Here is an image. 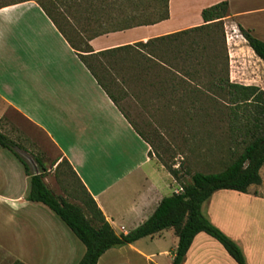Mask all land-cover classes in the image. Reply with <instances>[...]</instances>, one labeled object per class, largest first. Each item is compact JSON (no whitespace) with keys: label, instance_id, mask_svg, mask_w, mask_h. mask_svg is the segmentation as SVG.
Listing matches in <instances>:
<instances>
[{"label":"crops","instance_id":"crops-1","mask_svg":"<svg viewBox=\"0 0 264 264\" xmlns=\"http://www.w3.org/2000/svg\"><path fill=\"white\" fill-rule=\"evenodd\" d=\"M220 2H227L228 18L238 32L240 26L264 42V0H168L166 20L106 33L88 45L98 53L201 26L202 10ZM240 42L247 59L241 67H234L231 61L230 83L264 92V63L241 35ZM5 109L46 137L116 235L135 230L152 216L162 199L180 192V185L156 160L150 145L35 1L0 8V118ZM4 150L8 151L0 150V176L4 187L14 193L6 197L0 191V207H7L10 224L37 231L34 238L53 253H61L63 233L50 214L46 217L51 221L29 222L32 204L41 203L27 200L29 177ZM258 173L260 184L250 185L246 193L218 190L201 207L209 222L240 248L246 264H264V164ZM43 181L46 184L45 174ZM177 244L174 230L165 229L107 250L97 264H173ZM69 245L67 250L75 255ZM84 253L85 247L79 261ZM123 254L132 261L123 259ZM181 264L237 263L217 241L201 232Z\"/></svg>","mask_w":264,"mask_h":264},{"label":"rangeland","instance_id":"rangeland-1","mask_svg":"<svg viewBox=\"0 0 264 264\" xmlns=\"http://www.w3.org/2000/svg\"><path fill=\"white\" fill-rule=\"evenodd\" d=\"M18 1L21 0H0V3ZM55 1L56 10L53 14L60 24L68 22L85 25L97 20L105 23L104 27L107 28L117 26L125 12L131 10H136L134 12L136 21L154 20L156 10L159 8L157 0ZM66 29L70 38L78 45L76 38L68 28ZM222 29L230 82L231 61L234 67H241V62L247 57L240 42L241 34L234 27L232 19L224 18ZM121 56L120 54L114 59L121 60ZM159 57L167 64L172 66L175 64L172 55L167 52L160 54ZM88 63L97 69L101 78L107 80L109 76H113L118 79L117 84L121 90L107 84L109 91L117 99L119 107L128 120L149 143L156 160L178 171L179 183L190 184V177L194 173L211 174L223 171L242 154L244 148L253 139L246 133V128H252L250 112L239 109L237 119H234L226 107L219 106L227 101L228 97L225 91L219 90L214 85L213 77L209 74V65H206L204 70H200L198 77L190 78V81L186 78L182 79L178 74L175 75L173 69L169 70L161 66L144 73L139 72L140 70L134 66L131 67L132 65L121 62L108 66L106 59L100 61L88 59ZM177 68L179 71L180 67ZM218 69L216 71L219 72ZM127 77H133V80L121 83ZM147 78L149 79L146 80ZM121 91L125 93V97H122ZM246 117L250 122L245 127ZM0 131L12 142V150L25 162L29 173H35L40 169L37 163L39 161L46 170V185L54 195L81 206L80 200L77 199L80 198L81 193L67 163L40 131L8 109L4 110L0 118ZM262 133L263 129L256 131V135ZM4 152L14 158L16 167L23 172L22 165L13 154L10 151L4 150ZM0 191L6 197H11L14 193V190L10 191L4 187L3 176H0ZM233 204L240 205L237 202ZM7 210L5 205L0 207V264H13L16 261L14 258L23 260L24 262L20 261L23 264L78 263L80 250H84V246L45 206L32 204L30 210L33 215L29 216V222L39 224L52 220L63 233L64 245L61 247L62 250L60 249L61 253H53L51 248H47L36 237L34 238L39 234L37 231L24 230L10 224ZM48 214L51 220L46 217ZM21 219L24 218L21 216ZM24 222L26 221H22ZM24 224H26L24 228H27V223ZM69 244L76 250L75 255H71L68 251ZM127 254H123V259L132 261V257Z\"/></svg>","mask_w":264,"mask_h":264},{"label":"trees","instance_id":"trees-1","mask_svg":"<svg viewBox=\"0 0 264 264\" xmlns=\"http://www.w3.org/2000/svg\"><path fill=\"white\" fill-rule=\"evenodd\" d=\"M26 1H35L40 6L118 108L120 107L117 99L107 87V84H109V86H116L120 89L117 84L118 79L109 76L108 73L107 75L110 78L107 80L101 78L97 69L88 63V59L95 61L106 59L108 66L121 62L132 65L131 67L134 66V68L140 70L139 72L144 73L161 66L169 70L173 69L175 75L178 74L182 79L186 78L190 81V78L198 77L200 70H204L206 65H209V74L213 77L214 85L219 90L225 91L228 97L227 101L219 106L226 107L234 119H237L239 109L248 111L251 114L252 128H246V133L253 139L244 148L242 154L223 171L211 174L194 173L190 177V184L184 185L179 183L178 171L161 163L180 185L181 191L162 199L152 216L135 230L120 235H116L104 220L93 199L68 164L70 174L81 193L80 198L76 197L80 200L81 206L69 203L54 195L43 181L46 170L39 161L37 163L40 169L35 173H29L25 162L12 150V142L0 132V147L13 154L22 164L25 175L29 177L30 189L27 200L46 206L84 245L85 253L78 264H97L98 259L111 248L132 244L141 238L152 236L170 228L174 230L178 238L173 264L182 263L194 237L201 232L217 241L237 264H246L242 251L236 243L211 224L201 211L202 204L215 191L232 190L246 193L250 185L260 184L258 172L264 164V92L257 87L232 84L228 79V58L222 29V20L229 16L227 2H220L203 9L201 12L203 25L201 26L157 37L148 40L146 43L138 42L94 53L88 42L97 36L137 26L152 25L166 20L168 18V0H157L159 8L156 10L154 20L136 21L134 15L136 10H131L125 12L126 14L117 26L108 28L104 27L105 23L97 20L88 22L85 25H74L68 22L60 24L53 14V11L56 10L55 0L2 2L0 8ZM45 2H48V4ZM66 28L76 38L78 45H76L74 39L70 38ZM239 32L246 41L247 46L264 63V42L254 38L240 26ZM85 34L87 36H84ZM166 52L172 55L175 61L174 67L160 59V54ZM120 54L122 55L121 60L114 59ZM177 67H180L179 71H177ZM218 67L221 69H218ZM217 69L219 72L216 71ZM131 80H133V77H127L121 83ZM120 93L123 95L122 97H125V93L122 91ZM244 122L246 127L250 121L246 117ZM259 129H263V133L256 135V131ZM13 264L22 263L15 261Z\"/></svg>","mask_w":264,"mask_h":264},{"label":"built area","instance_id":"built-area-1","mask_svg":"<svg viewBox=\"0 0 264 264\" xmlns=\"http://www.w3.org/2000/svg\"><path fill=\"white\" fill-rule=\"evenodd\" d=\"M180 191H181V189H180ZM178 193V192H177Z\"/></svg>","mask_w":264,"mask_h":264}]
</instances>
